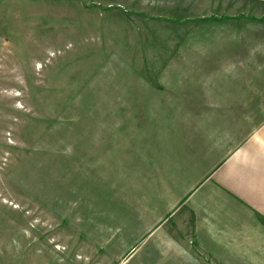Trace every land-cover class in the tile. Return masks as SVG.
<instances>
[{"label": "rangeland", "instance_id": "obj_1", "mask_svg": "<svg viewBox=\"0 0 264 264\" xmlns=\"http://www.w3.org/2000/svg\"><path fill=\"white\" fill-rule=\"evenodd\" d=\"M181 100L264 115V5L0 0V264H196L133 158Z\"/></svg>", "mask_w": 264, "mask_h": 264}, {"label": "crops", "instance_id": "obj_2", "mask_svg": "<svg viewBox=\"0 0 264 264\" xmlns=\"http://www.w3.org/2000/svg\"><path fill=\"white\" fill-rule=\"evenodd\" d=\"M183 102L163 106L133 157L157 233L196 264H264V115H193Z\"/></svg>", "mask_w": 264, "mask_h": 264}]
</instances>
